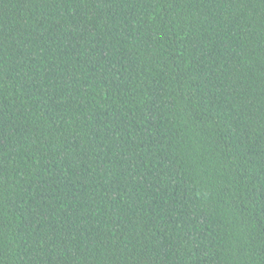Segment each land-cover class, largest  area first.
<instances>
[{
	"label": "trees",
	"instance_id": "obj_1",
	"mask_svg": "<svg viewBox=\"0 0 264 264\" xmlns=\"http://www.w3.org/2000/svg\"><path fill=\"white\" fill-rule=\"evenodd\" d=\"M0 264H264V0H0Z\"/></svg>",
	"mask_w": 264,
	"mask_h": 264
}]
</instances>
